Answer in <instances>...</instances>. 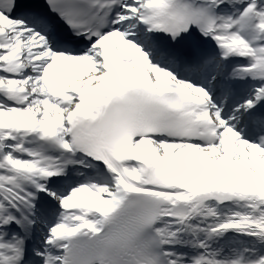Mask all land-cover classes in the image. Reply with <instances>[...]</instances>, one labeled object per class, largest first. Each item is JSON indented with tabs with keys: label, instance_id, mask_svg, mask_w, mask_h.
<instances>
[{
	"label": "snow or ice",
	"instance_id": "snow-or-ice-1",
	"mask_svg": "<svg viewBox=\"0 0 264 264\" xmlns=\"http://www.w3.org/2000/svg\"><path fill=\"white\" fill-rule=\"evenodd\" d=\"M0 264H264V0H0Z\"/></svg>",
	"mask_w": 264,
	"mask_h": 264
}]
</instances>
